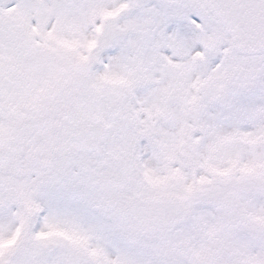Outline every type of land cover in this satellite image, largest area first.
Listing matches in <instances>:
<instances>
[{
  "label": "snow or ice",
  "instance_id": "6c2138e0",
  "mask_svg": "<svg viewBox=\"0 0 264 264\" xmlns=\"http://www.w3.org/2000/svg\"><path fill=\"white\" fill-rule=\"evenodd\" d=\"M0 264H264V0H0Z\"/></svg>",
  "mask_w": 264,
  "mask_h": 264
}]
</instances>
